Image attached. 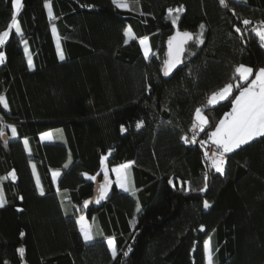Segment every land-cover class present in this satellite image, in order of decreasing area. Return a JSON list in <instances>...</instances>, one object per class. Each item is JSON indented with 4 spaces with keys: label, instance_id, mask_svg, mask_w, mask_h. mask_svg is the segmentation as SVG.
<instances>
[{
    "label": "trees",
    "instance_id": "trees-1",
    "mask_svg": "<svg viewBox=\"0 0 264 264\" xmlns=\"http://www.w3.org/2000/svg\"><path fill=\"white\" fill-rule=\"evenodd\" d=\"M130 1L137 10L113 0L22 1L20 31L12 29L1 47L0 96L8 107L0 104V264H207V240L212 264H264V137L227 154L222 173L209 155L207 133L239 90L203 111L208 125L198 142L181 138L213 92L247 86L264 67L257 34L264 0ZM13 12L12 0H0V32ZM177 30L194 41L166 77V42ZM142 37L150 40L149 59ZM239 65L253 69L246 82ZM46 131L53 142L41 140ZM125 163L134 195L112 171ZM101 170L107 196L89 206ZM81 213L94 229L90 242L77 224Z\"/></svg>",
    "mask_w": 264,
    "mask_h": 264
},
{
    "label": "snow or ice",
    "instance_id": "snow-or-ice-1",
    "mask_svg": "<svg viewBox=\"0 0 264 264\" xmlns=\"http://www.w3.org/2000/svg\"><path fill=\"white\" fill-rule=\"evenodd\" d=\"M222 5H225V0H219ZM113 3L118 8H127V3H122L120 0H113ZM12 5L15 11L12 14L11 23L8 25L9 29H12L15 26V31L19 32L20 28L17 23V13L21 8V0H12ZM45 7L49 8V14H51L50 5L48 3L45 4ZM169 14L173 12L172 9H169ZM177 12L181 11V9L175 10ZM173 24L176 23V19H173ZM243 23L245 25L249 24L250 21L244 20ZM264 23V22H261ZM203 27V25H201ZM130 29L125 31V35L128 34ZM237 32L240 31L239 28L236 29ZM53 32H55V28H53ZM257 34L259 35L262 42H264V31L258 30ZM10 32L5 30L0 32V45L4 44L5 38L9 37ZM179 35V34H178ZM193 38L192 33L184 32L183 38L180 39L175 49L173 48V40H176L177 37H172L169 40V51H168V59L164 61L162 71L164 75H169L172 70L179 64L180 61V53L183 51V44ZM127 43V41H125ZM198 43H203L202 39L197 40ZM26 43V42H25ZM140 43L142 45L145 44V40H141ZM145 58L149 56V50L145 47L144 50ZM5 59V55L3 52H0V63H3ZM60 59L63 60V53H60ZM29 67L32 66V59L29 57L28 59ZM235 72L238 73V80L241 82H246L249 80V77L253 74V69L251 67L245 65H239L236 67ZM150 87V86H149ZM239 90V94L235 96L234 99H231L232 108L229 113L225 114V118L221 119L218 124L214 126V131L207 133L209 136V140L216 146L217 150L213 151L211 154L212 166L215 168L217 172H223L224 169L222 165L224 164V154L233 152L235 149H239L242 145H245L252 141L256 137H264V68L258 69L255 74V78L251 80L247 86H244L242 83H229L226 84L219 91L213 92L207 100V105L203 108L196 109V118L199 121V125L201 126V131L204 130L203 125H208V120L201 113L210 106L217 105L218 103L229 100V98L233 94V89ZM0 104L3 105L5 109H7L8 105L4 97L0 96ZM143 124V121H140L136 124L137 128H140ZM193 127H197V125H193ZM121 130L124 131L123 126H121ZM13 136L16 135V129L12 128ZM0 135H3L2 131H0ZM51 133L42 134V138L50 137ZM185 142H195L193 139L189 141L186 136L181 137ZM204 143V142H201ZM25 144H27V140H25ZM129 165H121L118 168L112 169L117 174V183L120 188L125 192H129L134 195L135 193L132 191L130 187L127 186V175L122 172V169H126ZM59 172L53 173V179L59 176ZM86 175V174H85ZM89 179H95V177H89ZM105 180L107 181V173H105ZM171 184L172 181L170 180ZM107 187V183L101 186L99 190V196L97 198V202L99 200L106 198L107 193L105 192V188ZM207 183H205V187L201 188L200 191H206ZM41 195H43V191L41 190ZM22 199V198H21ZM5 201L3 198L2 189H0V207H3ZM88 202L85 201V204ZM203 207L205 209L209 208L210 205L207 201L204 202ZM84 217L81 216L77 220V224L80 226V232L83 234L85 241L90 242L94 239L92 233L91 225L84 224ZM203 228V226H201ZM23 235V233L21 234ZM109 249L111 251V255L113 259H115L118 255L117 248L115 246L114 239H109L107 241ZM209 243L205 242V248L208 249ZM21 254H23L24 249L21 248L18 250ZM125 256L128 255L127 252L124 253ZM209 264L211 261L209 259Z\"/></svg>",
    "mask_w": 264,
    "mask_h": 264
},
{
    "label": "crops",
    "instance_id": "crops-1",
    "mask_svg": "<svg viewBox=\"0 0 264 264\" xmlns=\"http://www.w3.org/2000/svg\"><path fill=\"white\" fill-rule=\"evenodd\" d=\"M120 2H122V3H127V5H128V7L127 8H122V9H126V10H130L131 8L132 9H134V10H137L138 9V5H137V2H135V1H130V0H120ZM260 31H264V26L262 27V28H260L259 29ZM145 40V44L144 45H142L141 43H140V41L141 40ZM139 43H140V46H141V49H142V52H143V54H144V50H145V47H147L148 48V50H149V56H148V58H146V59H149L150 57H151V55H152V48H151V44H150V40H149V38L148 37H142L140 40H139ZM145 56V55H144ZM262 68H264V67H262ZM255 78V77H254ZM230 111H231V109H230ZM230 111H228L227 113H229ZM201 115L202 116H204L205 118H206V116L204 115V113L202 112L201 113ZM225 118V114H224V116L221 118V119H224ZM219 123V122H218ZM194 124L195 125H197V127H199V129L201 128V126L199 125V121L197 120V118H196V114H195V120H194ZM204 126V125H203ZM202 126V127H203ZM215 130V129H214ZM213 130V131H214ZM44 133H51V136L50 137H45V138H42V134H44ZM40 138H41V140L43 141V142H53L54 141V134H53V132L52 131H46V132H43V133H41L40 134ZM257 138V137H256ZM255 139V138H254ZM210 145H214L211 141H210ZM236 150V149H235ZM231 153V152H230ZM225 154H229V153H225ZM125 164H130V163H125ZM211 164H212V160H211ZM117 166V165H116ZM222 167H223V169H224V166L222 165ZM54 172H59L60 174H61V171L60 170H54L53 171V173ZM10 177L12 178V179H16V175H15V173L14 172H11L10 174ZM59 177H60V175L59 176H57L55 179H54V182L57 184V182H58V180H59ZM128 187H129V185H128ZM0 189H1V187H0ZM121 189V188H120ZM121 190H123V189H121ZM124 191V190H123ZM80 217V216H79Z\"/></svg>",
    "mask_w": 264,
    "mask_h": 264
},
{
    "label": "water",
    "instance_id": "water-1",
    "mask_svg": "<svg viewBox=\"0 0 264 264\" xmlns=\"http://www.w3.org/2000/svg\"><path fill=\"white\" fill-rule=\"evenodd\" d=\"M184 32H188V33H192L190 31H182V30H177L175 31L172 35L169 36V38L167 39V42H166V59H168V51H169V40L170 38L172 37H177L176 40H173V48L175 49L176 45L178 44V42L180 41V39L183 38V33ZM179 34V35H178ZM193 34V33H192ZM194 41V34H193V38L190 39V40H187L184 44H183V51L180 53V63L176 65V67L172 70V72L169 74V75H165L166 77H169L171 76L174 71L180 66V64L183 62V59H184V55H185V52H186V47L188 44H190L191 42ZM165 59V60H166ZM164 74V73H163ZM6 134H4L5 136ZM102 173V170L98 173V175L96 176V179H95V188H94V193L91 197V200H90V203H89V206L96 200V198L99 196V187H100V184H99V177Z\"/></svg>",
    "mask_w": 264,
    "mask_h": 264
},
{
    "label": "rangeland",
    "instance_id": "rangeland-1",
    "mask_svg": "<svg viewBox=\"0 0 264 264\" xmlns=\"http://www.w3.org/2000/svg\"><path fill=\"white\" fill-rule=\"evenodd\" d=\"M22 1L23 0H21V5H22ZM21 8H22V6H21ZM21 8H20V10H21ZM20 10H19V12H20ZM14 11H15V9H14ZM19 12L17 13V16H18V14H19ZM17 23H18V19H17ZM176 25H177V23H175ZM12 29H15V26H13V28ZM12 29H8V31L11 33V30ZM9 38H10V35H9V37H6L5 38V42H4V44L9 40ZM4 44H2V45H0V52H3L4 53V51L3 50H1V47L4 45ZM5 55V54H4ZM5 60V59H4ZM1 64V63H0ZM105 159V158H104ZM210 159H211V157H210ZM121 165H129L130 166V164H120V165H117V166H113L112 167V169H114V168H118V167H120ZM129 166L126 168V169H122V172H124V173H126V175H127V172H128V169H129ZM105 170H106V172H107V180L109 181L110 180V176H109V171L107 170V167H105ZM114 172V171H113ZM114 178H115V181H116V183H117V179H118V177H117V174L114 172ZM127 181H128V179H127ZM100 184V183H99ZM103 185H104V183H103ZM102 184L100 185V187L101 186H103ZM117 185L119 186V184L117 183ZM127 186H128V184H127ZM99 187V188H100ZM119 188H120V186H119ZM105 190V192H106V190H107V188H105L104 189ZM80 217L81 216H83L85 219H84V224L87 226V225H91L90 224V221L88 220V218L86 217V215H85V213H81L80 215H79ZM79 218V217H78ZM93 228H92V235H93ZM93 237H94V235H93ZM115 242V241H114ZM207 242L209 243V247H208V249H207V264H209V259H210V261H211V264H212V254H211V247H210V241L209 240H207ZM116 246V245H115Z\"/></svg>",
    "mask_w": 264,
    "mask_h": 264
},
{
    "label": "built area",
    "instance_id": "built-area-1",
    "mask_svg": "<svg viewBox=\"0 0 264 264\" xmlns=\"http://www.w3.org/2000/svg\"><path fill=\"white\" fill-rule=\"evenodd\" d=\"M199 130H200L199 127H195V128L192 127L191 130H190V132H186L184 134V136H186L189 141H192L193 139L195 140V142H187L188 144H194V143L198 142V133H199ZM216 150H217V148H216L215 145H210L209 146V155H210V157H211L212 152L213 151H216ZM224 161L225 162H224L223 165H225L227 163V154H224Z\"/></svg>",
    "mask_w": 264,
    "mask_h": 264
}]
</instances>
